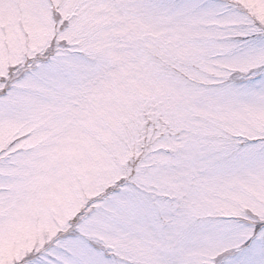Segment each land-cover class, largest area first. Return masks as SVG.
<instances>
[{
    "label": "snow or ice",
    "instance_id": "obj_1",
    "mask_svg": "<svg viewBox=\"0 0 264 264\" xmlns=\"http://www.w3.org/2000/svg\"><path fill=\"white\" fill-rule=\"evenodd\" d=\"M0 264H264V0H0Z\"/></svg>",
    "mask_w": 264,
    "mask_h": 264
}]
</instances>
